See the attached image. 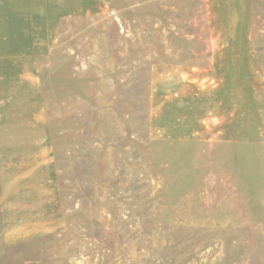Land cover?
I'll list each match as a JSON object with an SVG mask.
<instances>
[{
  "label": "rangeland",
  "instance_id": "rangeland-1",
  "mask_svg": "<svg viewBox=\"0 0 264 264\" xmlns=\"http://www.w3.org/2000/svg\"><path fill=\"white\" fill-rule=\"evenodd\" d=\"M0 264H264V0H0Z\"/></svg>",
  "mask_w": 264,
  "mask_h": 264
}]
</instances>
